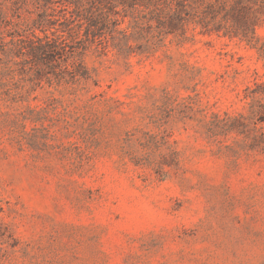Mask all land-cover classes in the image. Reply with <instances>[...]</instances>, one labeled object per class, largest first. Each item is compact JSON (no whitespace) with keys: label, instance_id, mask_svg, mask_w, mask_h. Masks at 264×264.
Masks as SVG:
<instances>
[{"label":"rangeland","instance_id":"rangeland-1","mask_svg":"<svg viewBox=\"0 0 264 264\" xmlns=\"http://www.w3.org/2000/svg\"><path fill=\"white\" fill-rule=\"evenodd\" d=\"M69 1L0 0V264H264V23L114 41Z\"/></svg>","mask_w":264,"mask_h":264},{"label":"trees","instance_id":"trees-1","mask_svg":"<svg viewBox=\"0 0 264 264\" xmlns=\"http://www.w3.org/2000/svg\"><path fill=\"white\" fill-rule=\"evenodd\" d=\"M28 3L41 10L33 28L44 32L45 24L51 22L52 0H28ZM69 5L71 16L63 23L67 31L85 28L88 38L104 37L114 41L118 34L126 38L127 32L120 31L119 25L128 16L133 18V29L157 23L160 38L185 36L189 24H196L204 34L222 33L225 37L250 41V32L256 35L257 27L264 23V0H70ZM118 8L125 13L121 22ZM36 43L28 49L32 58L52 60L58 55L59 45L49 37H37ZM62 70L70 72L69 67Z\"/></svg>","mask_w":264,"mask_h":264}]
</instances>
